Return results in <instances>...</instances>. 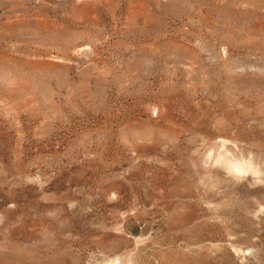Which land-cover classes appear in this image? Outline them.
Instances as JSON below:
<instances>
[{"label": "rangeland", "instance_id": "rangeland-1", "mask_svg": "<svg viewBox=\"0 0 264 264\" xmlns=\"http://www.w3.org/2000/svg\"><path fill=\"white\" fill-rule=\"evenodd\" d=\"M118 263L264 264V0H0V264Z\"/></svg>", "mask_w": 264, "mask_h": 264}, {"label": "bare ground", "instance_id": "bare-ground-1", "mask_svg": "<svg viewBox=\"0 0 264 264\" xmlns=\"http://www.w3.org/2000/svg\"><path fill=\"white\" fill-rule=\"evenodd\" d=\"M113 263H114V262H113ZM119 263H120V262H119ZM119 263H118V264H119Z\"/></svg>", "mask_w": 264, "mask_h": 264}]
</instances>
